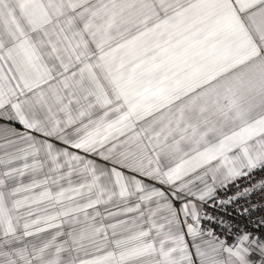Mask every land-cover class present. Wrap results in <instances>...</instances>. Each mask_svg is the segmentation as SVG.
<instances>
[{"label":"snow or ice","instance_id":"1","mask_svg":"<svg viewBox=\"0 0 264 264\" xmlns=\"http://www.w3.org/2000/svg\"><path fill=\"white\" fill-rule=\"evenodd\" d=\"M257 211L264 0H0V264H264Z\"/></svg>","mask_w":264,"mask_h":264},{"label":"built area","instance_id":"2","mask_svg":"<svg viewBox=\"0 0 264 264\" xmlns=\"http://www.w3.org/2000/svg\"><path fill=\"white\" fill-rule=\"evenodd\" d=\"M258 176H259V174H258ZM233 191H234V189H233ZM261 200H262V196H261L260 193H256V194H254V195L251 197V202H252V203H256V204H258V203L261 202ZM261 215H264V212L257 211V213L255 214V216L253 217V219L258 218V217L261 216Z\"/></svg>","mask_w":264,"mask_h":264}]
</instances>
